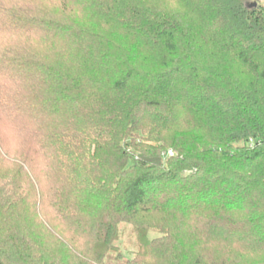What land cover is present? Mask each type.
Segmentation results:
<instances>
[{"label": "trees", "instance_id": "1", "mask_svg": "<svg viewBox=\"0 0 264 264\" xmlns=\"http://www.w3.org/2000/svg\"><path fill=\"white\" fill-rule=\"evenodd\" d=\"M0 264H264V0H0Z\"/></svg>", "mask_w": 264, "mask_h": 264}, {"label": "rangeland", "instance_id": "2", "mask_svg": "<svg viewBox=\"0 0 264 264\" xmlns=\"http://www.w3.org/2000/svg\"><path fill=\"white\" fill-rule=\"evenodd\" d=\"M122 230L123 232L119 240V246L120 249L125 253V255L129 257L137 248V237L131 225L122 224Z\"/></svg>", "mask_w": 264, "mask_h": 264}, {"label": "water", "instance_id": "3", "mask_svg": "<svg viewBox=\"0 0 264 264\" xmlns=\"http://www.w3.org/2000/svg\"><path fill=\"white\" fill-rule=\"evenodd\" d=\"M252 5H253V6H256V5H257V3H256V2H253V3H252Z\"/></svg>", "mask_w": 264, "mask_h": 264}]
</instances>
